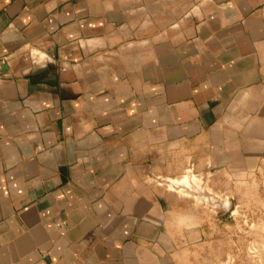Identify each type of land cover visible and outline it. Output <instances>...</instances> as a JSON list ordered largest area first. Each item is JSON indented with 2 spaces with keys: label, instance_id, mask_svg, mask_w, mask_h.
I'll return each mask as SVG.
<instances>
[{
  "label": "crops",
  "instance_id": "crops-1",
  "mask_svg": "<svg viewBox=\"0 0 264 264\" xmlns=\"http://www.w3.org/2000/svg\"><path fill=\"white\" fill-rule=\"evenodd\" d=\"M263 161L264 0H0V264H193Z\"/></svg>",
  "mask_w": 264,
  "mask_h": 264
},
{
  "label": "rangeland",
  "instance_id": "rangeland-1",
  "mask_svg": "<svg viewBox=\"0 0 264 264\" xmlns=\"http://www.w3.org/2000/svg\"><path fill=\"white\" fill-rule=\"evenodd\" d=\"M223 181L213 189L198 182L195 195L214 211L209 224L213 244L200 248L193 264H264V161Z\"/></svg>",
  "mask_w": 264,
  "mask_h": 264
},
{
  "label": "water",
  "instance_id": "water-1",
  "mask_svg": "<svg viewBox=\"0 0 264 264\" xmlns=\"http://www.w3.org/2000/svg\"><path fill=\"white\" fill-rule=\"evenodd\" d=\"M206 200L209 202L210 201V197L209 196H205Z\"/></svg>",
  "mask_w": 264,
  "mask_h": 264
},
{
  "label": "bare ground",
  "instance_id": "bare-ground-1",
  "mask_svg": "<svg viewBox=\"0 0 264 264\" xmlns=\"http://www.w3.org/2000/svg\"><path fill=\"white\" fill-rule=\"evenodd\" d=\"M187 179V178H186ZM184 181V180H183Z\"/></svg>",
  "mask_w": 264,
  "mask_h": 264
}]
</instances>
